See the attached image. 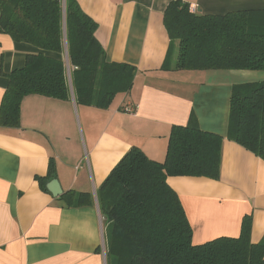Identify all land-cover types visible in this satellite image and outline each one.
I'll return each mask as SVG.
<instances>
[{
	"label": "crops",
	"instance_id": "0c3cea01",
	"mask_svg": "<svg viewBox=\"0 0 264 264\" xmlns=\"http://www.w3.org/2000/svg\"><path fill=\"white\" fill-rule=\"evenodd\" d=\"M98 25L108 63L136 68L129 93L107 108L80 103L68 68L69 99L23 97L18 125H0V264H108L106 220L98 191L132 149L163 163L173 127L195 118L223 138L220 177L173 176L193 243L238 238L252 216L251 240L264 238V160L228 138L235 87L264 81V71L176 70L179 41L164 24L172 0H73ZM197 15L264 10V0H182ZM44 52L0 33V109L9 75ZM168 61V68L164 65ZM136 105L134 115L122 108ZM47 180L43 186L42 180ZM57 180L63 191L48 188ZM70 193L88 194L73 206Z\"/></svg>",
	"mask_w": 264,
	"mask_h": 264
},
{
	"label": "trees",
	"instance_id": "16d2710c",
	"mask_svg": "<svg viewBox=\"0 0 264 264\" xmlns=\"http://www.w3.org/2000/svg\"><path fill=\"white\" fill-rule=\"evenodd\" d=\"M172 41H179L176 70L264 71V10L226 15H197L182 0H172L164 14ZM97 23L73 0H0V33L58 54L29 55L24 69L9 75L0 109V125H18L24 96L69 99L67 70L80 103L110 106L129 93L136 68L108 63L95 37ZM168 61L164 68H168ZM228 138L264 160V81L235 87ZM223 138L203 131L195 118L172 129L167 157L160 163L132 148L98 191L106 220L108 264H264V238L251 240L252 216L242 222L238 238L193 243V229L173 176L220 177ZM43 186L47 180H42ZM73 206L88 194L70 193Z\"/></svg>",
	"mask_w": 264,
	"mask_h": 264
},
{
	"label": "water",
	"instance_id": "95a60500",
	"mask_svg": "<svg viewBox=\"0 0 264 264\" xmlns=\"http://www.w3.org/2000/svg\"><path fill=\"white\" fill-rule=\"evenodd\" d=\"M63 2H64V7H66V0H63ZM48 188L55 197H58L63 193L61 189V185L57 180L51 181V183L48 185Z\"/></svg>",
	"mask_w": 264,
	"mask_h": 264
},
{
	"label": "built area",
	"instance_id": "2783aa9c",
	"mask_svg": "<svg viewBox=\"0 0 264 264\" xmlns=\"http://www.w3.org/2000/svg\"><path fill=\"white\" fill-rule=\"evenodd\" d=\"M122 111L129 115H134L137 112V106L136 105H126L122 108Z\"/></svg>",
	"mask_w": 264,
	"mask_h": 264
}]
</instances>
